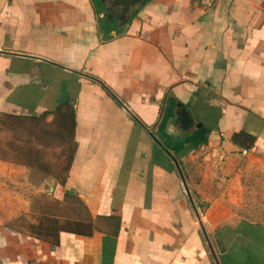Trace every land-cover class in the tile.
I'll return each mask as SVG.
<instances>
[{
  "label": "crops",
  "instance_id": "obj_1",
  "mask_svg": "<svg viewBox=\"0 0 264 264\" xmlns=\"http://www.w3.org/2000/svg\"><path fill=\"white\" fill-rule=\"evenodd\" d=\"M102 2L0 0V112L75 144L67 210L0 218V264H264V0Z\"/></svg>",
  "mask_w": 264,
  "mask_h": 264
},
{
  "label": "rangeland",
  "instance_id": "obj_2",
  "mask_svg": "<svg viewBox=\"0 0 264 264\" xmlns=\"http://www.w3.org/2000/svg\"><path fill=\"white\" fill-rule=\"evenodd\" d=\"M64 116V117H63ZM72 122L68 112L54 117L0 112V218L29 229L43 220L54 228L51 217L67 210L53 197V187L63 182L74 151ZM8 177V179H6ZM258 177V178H256ZM245 187L247 217L264 223V183L261 176ZM247 214V213H246ZM48 216V217H47Z\"/></svg>",
  "mask_w": 264,
  "mask_h": 264
},
{
  "label": "water",
  "instance_id": "obj_3",
  "mask_svg": "<svg viewBox=\"0 0 264 264\" xmlns=\"http://www.w3.org/2000/svg\"><path fill=\"white\" fill-rule=\"evenodd\" d=\"M112 5H121L123 6V10L124 11H128L132 6H134L135 4L144 2L145 0H110ZM187 187V185H186ZM188 190V188H187ZM199 216V214H198Z\"/></svg>",
  "mask_w": 264,
  "mask_h": 264
},
{
  "label": "built area",
  "instance_id": "obj_4",
  "mask_svg": "<svg viewBox=\"0 0 264 264\" xmlns=\"http://www.w3.org/2000/svg\"><path fill=\"white\" fill-rule=\"evenodd\" d=\"M198 2L206 8H211L215 5L217 0H198Z\"/></svg>",
  "mask_w": 264,
  "mask_h": 264
},
{
  "label": "trees",
  "instance_id": "obj_5",
  "mask_svg": "<svg viewBox=\"0 0 264 264\" xmlns=\"http://www.w3.org/2000/svg\"><path fill=\"white\" fill-rule=\"evenodd\" d=\"M99 6H101L102 7V0H94ZM101 9V8H100ZM110 24H111V22H108V21H105L104 19H102V26H103V28L106 26V27H108V26H110Z\"/></svg>",
  "mask_w": 264,
  "mask_h": 264
}]
</instances>
